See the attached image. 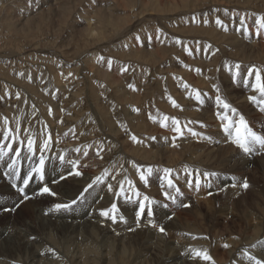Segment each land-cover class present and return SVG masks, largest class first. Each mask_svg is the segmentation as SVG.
Instances as JSON below:
<instances>
[{"label":"bare ground","instance_id":"obj_1","mask_svg":"<svg viewBox=\"0 0 264 264\" xmlns=\"http://www.w3.org/2000/svg\"><path fill=\"white\" fill-rule=\"evenodd\" d=\"M58 1L42 0V7L37 13H32L30 16L28 14L24 19L18 17L13 19L15 26L20 27L18 30L26 29L28 21L38 24V18L41 16L49 20L58 19L61 17ZM72 1L73 5H69L78 15H76L77 20L72 19L75 22L71 23L70 19L69 23L73 24V30H78L77 35H80V27L86 26L88 38L107 37L108 33L98 31L91 22L93 21L91 15L98 7L99 11H105L104 13L107 14L109 10L106 5L109 1L97 0L93 4L90 0L86 1L87 4H84L85 0ZM117 1L125 2V0ZM132 8L133 11L130 13L132 22H130L132 18L127 19L128 21H125L121 28L112 27L108 31L110 35L117 33L115 39H124L123 47L130 45L131 49H135L139 46H134L136 43H132V40L140 41L142 52L130 56L128 54L126 55L128 59L117 56V62L112 60L115 56L109 58L111 64L115 61L112 65L111 77L104 68L107 64L106 56L105 59L104 56L101 59L94 51L95 55L90 54L94 56L93 59L87 58V62L93 64L89 69H73L71 66L77 62H74L76 58L72 57L73 55L70 56L64 51V53L50 52L48 47L47 54L55 57V65L57 64L58 71L61 72L55 78H50L53 81L51 85L49 84V88H45L40 80L43 74L40 78L36 73L33 80L35 82L28 86L29 89L25 88L26 90L22 87L23 83L16 86L12 85L14 83L8 78L3 80L4 85H1L0 90V145L4 141V133L8 130L15 132L17 126H19V139L24 140L25 143L31 135L39 146L42 140L50 135L52 151L48 155L57 159L47 163L45 184L47 182V186L57 195H42L48 198H46V201H49L47 204L40 199L41 195H35L22 206L27 216L14 219L8 217L5 220L0 227V264H55V261L63 264H83L82 261L78 262L81 258L80 249L86 253L90 251L94 256L99 250L97 243L100 237L101 247L106 248L107 251L112 249L109 245L115 244V238L111 236V232L116 228L112 229L111 224L107 223L108 221L111 223V219L101 216L100 212L110 209L108 206L111 207V195L113 196L114 193L107 197L110 199L106 204L103 201L104 204L101 205L103 202L98 200V197L94 199V185L84 193L83 200L79 199L83 190L93 181L88 177L73 175L58 183L52 181L61 174L66 175L68 171H73L70 161H77V164L81 162L94 169L101 167L102 161L113 157L116 148L120 149L123 155L127 165L126 170L130 174L126 178L133 182V190L149 197L154 194L160 195L161 190L157 188V181L162 180L161 172L168 168L172 170L171 174H174L171 179L182 193L178 194L171 188L167 190L170 196L176 197L175 201L163 195L165 198L163 203L181 210L175 220L169 221L165 214L162 217L161 222L168 229L166 235L170 239H167L172 241H165V249L161 248L162 256L153 252L155 260L152 258L155 264H207L208 260L195 256L196 251L207 252L215 264H221L220 260L225 264H256L257 260L264 261V147L250 141L249 147L252 151L244 153L234 143V131L232 136H228L223 131L225 122L220 120L217 113L223 114L224 110L216 106L214 99L217 94L216 89L219 88L221 97L231 104L239 115L244 116L251 131L264 137V115H262L264 103L253 102L250 99L251 96H256L257 101H260L261 97L260 93L251 87L255 82L254 75L251 78L247 76L250 69L264 70V29L257 34L259 25L256 23L264 16V0H136ZM217 19H220L222 24H217ZM141 26L144 28H140ZM31 30H34L33 26ZM96 44L94 43V47ZM105 44L102 47L97 46L99 49H104L109 42ZM43 48H40L41 51ZM38 49L27 46L24 54L36 56V53L40 52ZM125 51L128 52L129 49ZM18 54L16 51L9 53L1 51L0 62L4 64L10 62L11 67L15 64L19 66L32 64L35 68L29 69L39 71L38 73L42 70L38 66L46 67L33 65L30 55L20 58ZM87 55V53L82 56L78 54L80 56L78 63L86 65L87 62L82 57ZM123 64L128 65L131 70H137L142 64L141 76L144 81L141 84L136 83L135 88H131L130 91L124 90V85L121 89L119 87L115 89L116 86L123 84L122 78L125 75ZM237 64L240 65L238 77L235 76ZM3 66L0 64V75L4 73L7 76ZM261 74L264 76V71ZM245 79L249 80L247 85L243 83ZM7 85H10V88ZM197 92H200L205 99L203 105L196 100ZM109 94L113 98L115 96L120 110L126 114L122 127L117 126L120 118L116 121L115 109L108 108L111 105L107 101ZM142 95L144 100L150 97L144 106L139 105ZM22 99L27 101L25 110L19 112L17 116L16 114L12 116L13 112L9 113L11 112L9 107L16 102H19L18 105H25ZM132 101L136 104L126 105ZM173 101L176 103L173 104ZM84 106L90 109L87 115L84 114ZM228 115L232 120H238V115L231 112ZM165 117L168 119L165 120ZM5 120L8 121L7 124ZM176 120L180 122L182 135L174 131ZM189 128L198 135L189 132ZM133 136L136 137L135 141L132 140ZM13 145L17 147V144ZM76 149L80 151L76 152ZM61 155L65 157L63 164L58 161ZM4 157L3 162H0V211L13 208L15 203L21 200L19 193L9 186V182L15 183L18 179L8 175L10 178L6 182L2 177L3 173L9 172ZM26 165L30 166V162ZM26 165L21 159L22 178L28 171L25 169ZM149 167L153 170L150 176L147 172ZM60 168L63 169L61 172ZM115 171V165L112 163L108 172L100 177L103 181L108 178V183L113 184V188L115 186L119 189ZM141 171L148 177L147 183L140 179ZM205 172L216 175L205 177L203 175ZM197 176L202 184L200 190L196 189ZM190 180L193 182L191 187L188 186ZM245 180L249 185L247 189L242 187ZM20 182L22 186V181ZM209 184L210 187L207 186ZM39 186L43 185H38L34 177L26 192L32 195ZM3 195L12 196L14 199H5ZM73 199H76L78 204L72 211L54 209L56 203H70ZM81 206L85 209L80 210ZM100 218L107 222L100 223ZM41 228L61 235L60 244L64 248L60 249V245L56 243L54 245L50 239L42 238L39 231L42 230ZM199 234H202L204 239L199 238ZM233 234L243 237L232 239ZM220 237L227 240L223 239L224 243L220 242ZM88 239L96 242H92L91 247L87 244L84 246L83 242ZM216 239H219V242H216ZM150 242L145 240L143 243L148 252L158 248L156 245H148ZM67 244H72L73 251L78 250L70 257L68 256L71 255V249L66 248ZM225 245L227 252L222 251ZM98 254L100 255V252ZM135 255L134 261L140 260L142 256L145 257L141 252ZM109 256L110 251L103 255L104 263L109 260Z\"/></svg>","mask_w":264,"mask_h":264},{"label":"rangeland","instance_id":"obj_2","mask_svg":"<svg viewBox=\"0 0 264 264\" xmlns=\"http://www.w3.org/2000/svg\"><path fill=\"white\" fill-rule=\"evenodd\" d=\"M12 1V2H11ZM41 1L42 0H0V50L2 51V53H9V52H13V51H16V53L18 54V52H20L19 54H18V56L21 58V57H25V56H28V55H30V54H24L25 53V48L27 47V46H34V47H36V48H39L38 50L40 51V52H37L36 54V56H35V54L34 55H30L31 56V60H33V65H35V64H37V66H38V64L39 65H44V66H46L44 69L40 66H38V68H41L42 70H41V73H38L39 71H32L31 69H29V68H35L34 66H32V64H25V65H23V66H19V65H17V64H15L14 66H12L11 67V65H10V62H8V63H3L2 61L0 62V64H1V66H3V70H5V73L7 72V76H5V74L4 73H2V75H0V90H1V85H4V82H3V80L5 81V80H7V78H8V80H10V82L12 81V83H14V84H12V85H16V86H20V83H23V88L25 89H29L28 88V86L29 85H32V83H34L35 81H33V80H35V74L37 73V75L38 76H40V78H41V75L43 74V76H42V78L40 79V80H42V82H43V86L46 88H49L50 86H49V84L53 81V80H51V79H53V78H55V76H57V75H59L61 72H59L58 71V68H57V64L55 65V62H56V59H55V57L52 55V54H47V52H49V50H50V52H54V53H61V52H68L69 54H70V56H72V57H75L76 59H74V62L75 61H77L76 63H77V65H76V63L73 65V66H71V68H73V69H82V68H87V69H89L90 67L89 66H91V65H93L92 63H88L87 62V58H89V60H91V59H93L92 57H94V56H91L92 54L91 53H94V51L96 52V55H97V57H99V58H101L102 56H104L103 58L105 59V56H106V59H107V64L106 65H104V68L106 69V71L108 72V75H109V77H111L112 76V74L111 73H113V67H112V65H113V63L116 61L117 62V60H118V57L120 56V58L121 59H123V58H126V59H128V56H126V55H128L129 54V56L130 55H133V54H137V53H141L142 52V47H140L141 45H140V41H138L137 40V42H136V40H132V43H136V44H134V46H139V47H137V48H135V49H131L130 48V45H129V47L128 46H122L123 44V40L122 39H120V40H117V39H115V37H117V33L115 32V34L114 33H112L111 35L109 34V32L110 31H108L109 30V28L110 29H112V27L113 28H115L116 29V27L119 29V28H121L125 23V21H128V20H130L131 18H132V16H131V12L133 11V10H131V9H133L132 7H133V5H134V3L136 2V0H125V2L123 3V2H118L117 0H108L109 1V3H107V9L109 10L108 12H107V14H105L104 12H101V11H99V7L97 8V10L95 9V11H94V15L92 14L91 15V18H93V21H91L92 23H94L95 24V27H97L98 28V31H100V32H105V33H108V36L107 37H105V38H96V39H92V38H88L87 36H86V26L84 27V26H82V27H80L81 28V31H80V35L78 36L77 35V32L76 31H78V30H73V24L72 25H70V23L69 22H71V23H73V22H75V20H77L76 19V15H78L77 13H76V11H74L72 8H71V6L73 5V1L72 0H59L58 1V5H60V12H61V17H59L58 19H55V20H52V19H48V18H46L45 16H41L40 18H38V24L37 23H33V21L31 22V21H28L27 23H26V26H25V28L27 29V33H26V29H22V30H18V28H20L19 26H15V22H14V20L13 19H15V18H20V19H24V18H27V15L28 16H30L32 13H37L38 11H39V9L42 7V4L43 3H41ZM71 3H70V2ZM86 1L87 0H85V2H84V4L86 3ZM89 1V0H88ZM90 1H92V3L91 4H93L95 1H97V0H90ZM65 2V3H64ZM69 2V3H68ZM21 3V4H20ZM35 3V4H34ZM112 3V4H111ZM123 4V6H122V4ZM131 3V4H130ZM19 4V5H18ZM40 4V5H39ZM63 4V5H62ZM71 6H70V5ZM87 4V3H86ZM111 4V5H110ZM129 4V5H128ZM35 5V6H34ZM88 5H89V3H88ZM8 6V7H7ZM11 6V7H10ZM17 6V7H16ZM117 8H116V7ZM124 6H126V7H124ZM6 7V8H5ZM63 7V8H62ZM67 7V8H66ZM110 9H109V8ZM119 7V8H118ZM122 7V8H121ZM125 9H124V8ZM72 10H71V9ZM105 8V7H104ZM113 8V9H112ZM116 8V9H115ZM70 9V10H69ZM130 9V10H129ZM14 10V11H13ZM38 10V11H37ZM113 10H115V11H113ZM129 10V11H128ZM119 11V12H118ZM6 12V13H5ZM11 12V13H10ZM31 12V13H30ZM72 12V13H71ZM113 12H114V14H113ZM126 12V13H125ZM27 13V14H26ZM67 13V14H66ZM70 13V14H69ZM66 14V15H65ZM72 14H74L73 16H72ZM8 15V16H7ZM16 15V16H15ZM24 15V16H23ZM123 15V16H122ZM98 16V17H97ZM115 16V17H114ZM116 16H117V18H116ZM124 16H126V17H124ZM128 16V17H127ZM4 17V18H3ZM67 17V18H66ZM107 17V18H106ZM124 17V18H123ZM62 18H64V19H62ZM119 18H120V20H119ZM123 18V19H122ZM70 19H71V21H70ZM72 19H75V20H72ZM95 19V20H94ZM115 19V20H114ZM128 19V20H127ZM12 20V21H11ZM66 20H68L67 22H66ZM110 20V21H109ZM60 21V22H59ZM106 21L108 22V23H106ZM114 21V22H113ZM117 21V22H116ZM133 21V18H132V20L130 21V22H132ZM100 22V23H99ZM11 23H12V25H11ZM14 23V24H13ZM31 23V24H30ZM40 23V24H39ZM41 23H42V25H41ZM55 23V24H54ZM102 23H104V24H102ZM117 23V24H116ZM29 24V25H28ZM33 24V25H32ZM35 24H37V27H35ZM33 26V29L34 30H31L32 29V26ZM55 25V26H54ZM58 25V26H57ZM109 27H108V26ZM113 25V26H112ZM122 25V26H121ZM30 26V27H29ZM72 26V27H71ZM111 26V27H110ZM121 26V27H120ZM9 27V28H8ZM17 27V28H16ZM28 27H29V29H28ZM106 27V28H105ZM108 27V28H107ZM31 28V29H30ZM36 28V29H35ZM44 28V29H43ZM140 28H144V26H141ZM139 28V29H140ZM17 29V30H16ZM85 30V31H84ZM106 30V31H105ZM18 31V32H17ZM38 31V32H37ZM143 32H144V30H143ZM12 33V34H11ZM15 33H16V35H15ZM20 35H19V34ZM2 35V36H1ZM144 35V34H143ZM86 36V37H85ZM6 37V38H5ZM60 38V39H59ZM108 38V39H107ZM111 38V39H110ZM4 39V40H3ZM32 39V40H31ZM90 39V40H89ZM105 39V41H103ZM99 40V41H98ZM109 40V41H108ZM31 41V43H29ZM37 41V42H36ZM90 41V42H89ZM92 41V42H91ZM101 41V42H100ZM116 41V42H115ZM123 41V42H122ZM125 41H127V40H125ZM40 42V43H39ZM48 42V43H47ZM109 42V44H107L108 46L106 47V48H98V46H100V47H102V45H106L105 43H108ZM111 42V43H110ZM114 42V43H113ZM45 43V44H44ZM58 43V44H57ZM61 43V44H60ZM92 43V44H91ZM94 43L96 44L95 45V47H94ZM100 43H102V44H100ZM3 44V45H2ZM30 44V45H29ZM34 44V45H33ZM40 44V45H39ZM47 44V45H46ZM117 44H119V45H117ZM26 45V46H25ZM37 45V46H36ZM43 45V46H42ZM57 45V46H56ZM98 45V46H97ZM114 45V46H113ZM126 45H128L127 44V42H126ZM5 46V47H4ZM51 46H52V49H50L51 48ZM7 47H9V48H7ZM44 47V48H43ZM48 47H49V50H48ZM64 47H65V49H64ZM92 47V48H91ZM118 47V48H117ZM128 47V48H127ZM3 48V49H2ZM5 48V49H4ZM13 50H12V49ZM23 48V49H22ZM40 48H43L42 49V51H41V49ZM60 48V49H59ZM64 50H63V49ZM93 48H94V50H93ZM96 48H98L97 50H96ZM114 48V49H113ZM117 48V49H116ZM122 48V49H121ZM9 49V50H8ZM45 49H47V50H45ZM122 51H120V50ZM129 49V51L127 52V51H125V50H128ZM138 49V50H137ZM5 50H8V51H5ZM24 50V51H23ZM44 50V51H43ZM57 50V51H56ZM92 50V51H91ZM1 51H0V54H1ZM22 51V52H21ZM99 51V52H98ZM101 51V52H100ZM132 51V52H131ZM63 52V53H64ZM104 52V53H103ZM106 52H107V54H106ZM112 52H114V53H112ZM121 54H120V53ZM131 52V53H130ZM84 53H87L88 55H87V57H82L84 60H86V65H81V64H79L78 62H79V59H80V56H82ZM101 53H102V55H101ZM76 54V55H75ZM78 54L80 55V56H78ZM91 54V55H90ZM124 54V55H123ZM46 55V56H45ZM94 55H95V53H94ZM109 55V56H108ZM123 55V56H122ZM78 58H77V57ZM115 56V57H114ZM118 56V57H117ZM134 56H136V55H134ZM37 59H36V58ZM47 57V58H46ZM49 57V58H48ZM52 57V58H51ZM114 57V58H113ZM116 57H117V59H116ZM123 57V58H122ZM44 60H46V61H44ZM51 58V59H50ZM81 58V59H82ZM109 58H113L112 60H115L112 64H110L109 65ZM53 59V60H52ZM82 59V60H83ZM34 60H35V62H34ZM42 60V61H41ZM81 60V61H82ZM141 61H142V59H140ZM39 61V62H38ZM106 61V60H105ZM38 62V63H37ZM93 63H94V61H92ZM3 63V64H2ZM17 63H19V62H17ZM52 63V64H51ZM79 64V65H78ZM97 65V64H96ZM110 67V69H109V67ZM142 64L141 65H139V69L137 68V70L135 69V70H131V68L130 67H128V65L126 66V65H124L123 64V70H124V78H122V83L123 84H121V85H119V86H116V88L115 89H121V88H123L122 86L124 85V90L125 89H129V91L131 90V88L133 89V88H135V85H136V83H138V84H141L143 81H144V78L141 76L143 73L141 72L142 71ZM55 68V69H54ZM14 69V70H13ZM47 69H48V71H47ZM52 69V70H51ZM57 69V70H56ZM104 69V70H105ZM127 69V71H125ZM52 72H51V71ZM111 70V71H110ZM19 71H21V72H19ZM27 71V72H26ZM45 71V72H44ZM138 71V72H137ZM26 72V73H25ZM47 72H48V74H47ZM136 72V73H135ZM140 72V73H139ZM16 74V75H15ZM27 74V75H26ZM34 74V75H33ZM52 74H54V75H52ZM138 76V77H136V75ZM13 75V76H12ZM19 75H20V77H19ZM36 75V76H37ZM50 75V76H49ZM2 76V77H1ZM15 76V77H14ZM54 76V77H53ZM144 76V75H143ZM10 77V78H9ZM29 77V78H28ZM51 78V79H50ZM138 78V79H137ZM143 78V79H142ZM12 79V80H11ZM14 79V80H13ZM18 79V80H17ZM21 80V82H20V80ZM29 79H31V80H29ZM51 80V81H50ZM138 80V81H137ZM125 82V83H124ZM133 82H134V84H133ZM130 84V85H129ZM25 85H27V86H25ZM51 85V84H50ZM126 85V86H125ZM9 88H10V85H7ZM25 86V87H24ZM49 86V87H48ZM121 86V87H120ZM119 87V88H118ZM139 88V87H138ZM25 89V90H26ZM84 89V88H83ZM122 92V91H121ZM23 94H25V93H23ZM110 95V94H109ZM108 95V97L109 98H111V99H109L108 97V99H107V101L109 102V110L111 109V110H114V117H116L117 119H116V121H118V119L120 120L119 121V123L118 122H116V124H117V126H120V127H122V126H124V120H125V118H126V114H124V112L122 111V110H120V108H119V106H118V103L116 102L117 101V99L115 98V96H114V98H113V96L112 95H110L109 96ZM121 95H123V94H121ZM120 95V96H121ZM21 96V95H20ZM148 97V96H147ZM115 100H113V99ZM118 98V97H117ZM150 98V97H149ZM149 98H145V100L143 99V95H142V98H141V102H139V105H141L142 104V106H144L145 105V102L147 103L148 101H149ZM131 99V98H130ZM148 99V100H147ZM23 101H25L24 99H22ZM112 100H113V102H112ZM147 100V101H146ZM35 101H37V100H35ZM37 103H39L38 101H37ZM127 103V102H126ZM19 104V102H16V103H14L12 106H10L9 107V111H11V112H9V113H12V116H14V114H16V116H17V114H19V112H22V111H24L25 110V108H26V106H27V101H25V105H18ZM117 104V105H116ZM132 104H136L134 101H132V102H130V103H128V104H126V105H132ZM85 108H84V114L85 115H87V114H89V112H88V110H90L89 109V107L87 106H84ZM13 108V109H12ZM11 109V110H10ZM86 109V110H85ZM118 110V111H117ZM118 113H117V112ZM121 112V113H120ZM120 114H121V116H120ZM262 115H264V114H262ZM118 116V117H117ZM128 118V117H127ZM123 122V123H122ZM126 124V123H125ZM4 140V139H3ZM4 142H5V144L6 143H9V141H3L2 143L4 144ZM1 143V145H3ZM12 147H13V149H15V147H14V145L12 144ZM5 151L7 150L6 148L4 149ZM120 149H118V148H116V150H115V152H114V155H113V157L112 158H110V159H107V160H105V161H102V166L101 167H98V168H93L92 166H88L87 164H82L81 162L79 163V164H77V166H76V168H73V172H75V171H79L80 169V171L79 172H81V173H83L80 177H83V176H85L86 178L88 177V179H90V180H95V178L96 177H100L101 175H103V174H106V172H108V169H109V166H110V164H112V163H114V165H115V174L117 173V175H116V178H117V180L119 181V180H122V179H125L126 177H129V172L126 170L127 169V165H125V161H124V158H123V155H121V152L119 151ZM118 151H119V153H118ZM24 153V154H23ZM22 154H21V159H23L24 160V163H25V165L27 164V160H25L24 159V157L27 155V153H25V152H23ZM118 154V155H117ZM12 155V154H11ZM117 156V157H116ZM121 157V158H120ZM6 160V162L7 163H9L10 162V160H7V159H9V156H5L4 157ZM117 158V159H116ZM123 158V159H122ZM114 159V160H113ZM110 160V161H109ZM119 161V162H118ZM121 162V163H120ZM119 164V165H118ZM27 166V165H26ZM47 166H48V164H46V172H47ZM29 167L30 166H27L25 169L26 170H29ZM103 167V168H102ZM107 167V168H106ZM119 167V168H118ZM63 169H65V166H64V168ZM62 168H60L59 169V171L61 172L62 170H63ZM91 169H93V170H91ZM104 169V170H103ZM107 169V170H106ZM121 171H120V170ZM89 170V171H88ZM98 170V171H97ZM126 171V173H125V171ZM83 171V172H82ZM99 171H101V172H99ZM103 171V172H102ZM97 172V173H96ZM123 172V173H122ZM0 173H1V170H0ZM20 173H21V179H19V180H16L15 181V183H13V182H9V186L16 192V193H19L18 192V188L21 186L20 185V181H22V176H23V169H22V166H21V168H20ZM92 173V174H91ZM100 175H99V174ZM136 174H137V172H135ZM162 174H161V181H157V188L158 189H160L161 190V194L159 195L158 194V196H157V194H154L152 197H149L150 198V201H154L155 203H147L146 204V211H145V214H144V216L142 217V218H140V219H138L137 217H136V212H137V210H138V205H139V202H140V200H142V198H143V196H145V195H143L141 192V196L139 197V198H137L136 196H135V190H133V189H131V190H128V191H126V194L125 195H122V196H116L115 194H113V193H115V192H117V191H119V189H117V187H115L114 186V189H115V191L113 192L112 191V193H110V191L108 190V188H107V185H108V178H106L104 181H103V183H98V184H95L94 185V190H93V196H94V199H96V197H98V200H100L101 202H103V201H105V204H106V202H107V200H109V199H107V197H109L110 196V194H113V196L111 195V200L112 201H110V203L112 202V204L113 203H115L116 202V204L117 205H119L118 206V211H117V213H116V216H117V220H116V222H113L112 220V222L110 223V221H106V220H104L103 221V219L102 218H100V220H99V222L100 223H104V222H107L109 225L111 224V227H112V229H115V230H113V232H111V236H114V238H115V240H114V242H115V244L113 245H109V248H111L112 247V249H109L108 251H107V249L106 248H102L101 247V237H100V239H98V248H99V250L97 251V253L95 252L94 253V256L92 255V252H90L89 251V253L87 252H84V251H82V249H80L81 250V258L79 259V261L78 262H80V261H82L83 262V264H135V263H138V264H143V262H145L144 264H148V263H150V264H155L156 262H154V260H155V256H154V254H153V252L155 253V254H160L159 256H162V249L161 248H163V250L165 249L164 247H165V243L167 242V240L168 239H170L166 234H168V229L167 228H165L164 227V225H163V223L161 222L162 220H163V215L166 217H168V220L169 221H172V220H175V218H176V215H177V213H179L180 211L179 210H181V209H176V208H173V207H170V206H167V207H165V203H163V199H165L164 197H163V195H164V191L166 190H170V188H168L167 187V184H166V181L163 179V175H164V173H163V171L161 172ZM91 174V175H90ZM94 174V175H93ZM98 174V175H97ZM123 174H124V176H123ZM186 174H187V172H186ZM189 174V173H188ZM87 175V176H86ZM173 175L174 174H171V177L170 178H173ZM189 175H191L192 176V174L190 173ZM2 177H3V179L7 182L8 180H9V176L8 175H6V173H3L2 174ZM46 177H47V175H46ZM46 177H45V181H46ZM75 177H79V176H75ZM91 177V178H90ZM123 177V178H122ZM36 178V180L38 181V177H35ZM120 178V179H119ZM45 181L43 182L44 184H45ZM191 181V180H190ZM38 183V185H43V184H41V183H39V182H37ZM52 183H54L53 181H52ZM191 183H193L192 181H191ZM46 184H47V182H46ZM105 184H106V186H105ZM162 184V185H161ZM54 185V184H53ZM201 186H202V184L200 185V187L199 188H197L196 187V189H199L200 190V188H201ZM34 187V186H33ZM124 187L126 188V189H128V185H124ZM39 188H40V186H39ZM39 188H37V190L39 189ZM189 189V188H188ZM107 191V192H106ZM27 193V192H26ZM109 193V194H108ZM101 194V195H100ZM106 194V195H105ZM170 194V193H169ZM19 195L21 196V200H19L17 203H15V205H14V207L13 208H6V209H10V210H5L4 209V211H0V227L2 226V224L5 222V220L6 219H8V217L9 218H12V219H14V218H16V217H25V216H27V214H26V212H24V210L22 209V206L24 205V204H26L27 203V201H28V199L27 200H24V198H23V196L19 193ZM4 196V198L5 199H10V198H12V199H14L12 196H8V195H3ZM103 197V198H102ZM106 197V198H105ZM129 197L131 198V199H129ZM162 197V198H161ZM47 198V197H46ZM46 198L45 197H43L42 195H41V197H40V199H42L43 200V202H46V203H44V204H47L49 201L47 200L46 201ZM100 198V199H99ZM119 198V199H118ZM48 199V198H47ZM162 199V200H161ZM115 201V202H114ZM168 201V200H167ZM78 204V203H77ZM76 204V205H77ZM102 204H104V202L103 203H101V205ZM111 204V205H112ZM154 204V205H153ZM17 205H19L18 207H17ZM76 205H74L73 207H75ZM149 207H151L152 209H153V211H154V215L153 216H151V217H149L148 215H147V209L149 208ZM108 208H111L110 206H108ZM120 208V209H119ZM154 208H156V209H154ZM85 208H84V206H81V208H80V210H84ZM123 212V213H122ZM133 212V213H135V214H131V213ZM132 215H130V214ZM175 213V214H174ZM127 214V215H126ZM158 214V215H157ZM160 214V215H159ZM7 215V216H6ZM110 215H111V213H110ZM156 215V216H155ZM120 216H123L124 217V219L123 220H121L120 219ZM129 216V217H128ZM135 216V217H134ZM126 217V218H125ZM128 217V218H127ZM133 217V218H132ZM161 217V218H160ZM4 218V219H3ZM102 219V220H101ZM136 221H134V220ZM110 220V219H109ZM140 220V221H139ZM146 220V221H145ZM132 221V222H131ZM144 221V222H143ZM157 221H159V222H157ZM134 223H136V224H134ZM147 225H146V224ZM151 223V224H150ZM126 224V225H125ZM139 224V225H138ZM162 224V225H161ZM129 225V227H127ZM135 225V226H134ZM153 225H155V226H153ZM116 226V227H115ZM132 227V228H131ZM149 227H151V228H149ZM161 227H163L164 229H165V232L164 233H161L160 231H159V229L161 228ZM123 229V230H120V229ZM144 228V229H143ZM146 228V229H145ZM42 230H39L40 232H41V237L42 238H44V239H50V241H52V243L54 244V245H60V249H63L64 247H62L61 246V244H60V238L62 237L61 235H56V232L55 231H47V230H45L44 228H41ZM119 231H118V230ZM138 230V231H137ZM146 230V231H145ZM128 231V232H127ZM132 233H131V232ZM116 232V233H115ZM151 233V234H150ZM53 234V235H52ZM113 234V235H112ZM137 235V236H136ZM154 235V236H153ZM166 235V236H165ZM49 236H50V238H49ZM163 236V237H162ZM199 238H201V239H204L203 238V235L201 234H199ZM40 237V238H41ZM161 237V238H160ZM242 238L243 236H241V235H238V234H233L232 235V239H234V238ZM128 238V239H127ZM168 238V239H167ZM116 239H117V241H116ZM221 241L220 242H223L222 240L223 239H226L227 240V238H224L223 237V239L220 237L219 238ZM219 239H216L215 241L216 242H219L218 240ZM146 240H148V241H151L150 242V244H148V245H151V246H157L158 248H156V249H154V250H157V252H155L154 250H152L151 252H148V250L147 249H145V246H144V241ZM129 241V242H128ZM166 241V242H165ZM168 241H172V240H168ZM92 242H96L95 240H91V239H88V240H85V242H83V244H84V246L87 244V246H92L91 244H92ZM157 242V243H156ZM56 243V244H55ZM122 243V245H120ZM141 243V244H140ZM224 243V242H223ZM66 244V243H65ZM72 244H67V246L68 247H66V248H69V249H71L70 251H71V255H67V252H66V255L68 256V257H70V256H72L73 254H74V252H76V251H78V250H75V251H73V249L71 248L72 246H71ZM161 245V246H160ZM111 246V247H110ZM121 246V247H120ZM106 247V246H105ZM124 249H123V248ZM126 247V248H125ZM160 247V248H159ZM205 247V246H204ZM224 247H226V248H224ZM97 248V247H96ZM106 249V250H105ZM101 250V251H100ZM105 250V251H104ZM122 250V251H121ZM227 245H225V246H223V252H227ZM107 251V252H106ZM109 251H110V256H109V260L106 262L105 261V263H104V261H103V255L104 254H107V253H109ZM98 252H100V255L98 254ZM104 252H106V253H104ZM141 252V254H143L145 257L143 258V256H142V258L140 259V260H137V261H134L135 260V254H139ZM146 252H148V254L146 253ZM159 252V253H158ZM102 253V254H101ZM96 254V255H95ZM146 254V255H145ZM150 254V255H149ZM135 255V256H134ZM100 257H102V258H100ZM154 258V260H153V258ZM146 258V259H145ZM145 259V260H144ZM148 261V263H147V261ZM103 261V262H102ZM134 261V262H133ZM138 261H140V262H138ZM152 262V263H151ZM221 264H225V263H222V261L220 260L219 261ZM55 264H63V263H56V261L54 262ZM203 263V262H202ZM204 264V263H203ZM207 264H215L212 260H208L207 261Z\"/></svg>","mask_w":264,"mask_h":264},{"label":"snow or ice","instance_id":"obj_3","mask_svg":"<svg viewBox=\"0 0 264 264\" xmlns=\"http://www.w3.org/2000/svg\"><path fill=\"white\" fill-rule=\"evenodd\" d=\"M207 22V21H205ZM217 24H222V21L220 19L216 20ZM243 23V22H241ZM256 23L259 25V27L257 28V34H259L261 29H264V16H262L259 20L256 21ZM137 39H139V37H137ZM103 59V58H101ZM111 64V61H109V65ZM235 76H239L240 72V65L237 64L235 65ZM231 70V69H230ZM262 69L260 68H254V69H250L247 73L248 78L253 77L254 75V83L251 84V87L260 93V101H257V97L256 96H251L250 99L253 102H259V103H264V76H262ZM243 83L245 85H247L249 83L248 79H245L243 81ZM217 94L215 95L214 99H215V103L216 106L220 109H223L224 112L223 114L217 113V115H219V118L221 121H224L225 123L223 124V131L228 134V136H232L233 135V131L235 133L234 136V143L243 150L244 153H250L252 151V149L249 147V142H255V143H259L262 147H264V137L258 136L255 132H252L251 129L249 128L244 116L239 115L237 113V110L232 107L231 104H229L228 102H226L225 99H223L221 97V95L219 94L220 89L217 88L216 89ZM196 100L199 101V103L201 105H203L205 103V99L202 97L200 92L196 93ZM176 102L173 101V104H175ZM177 107L179 105H176ZM231 112L234 115H238V120L234 121L232 120L228 113ZM168 117H165V120H167ZM8 121L5 120V124H7ZM175 123V128L174 131L176 133L179 134H183L182 133V128L180 125V122L178 120L174 121ZM189 132H192L193 135H198L197 133L193 132V130L191 128L188 129ZM3 139L5 141H9V143L7 144H3L0 145V162H3V157L4 156H9V160L10 162L7 163V168L9 169V172L6 173V175H11L13 176L15 179H21V173H20V168H21V153L22 150L24 152L27 153V155L24 157L25 160H27L28 162H30V167L29 170L26 173V176L22 179V186L18 188V192L23 196L24 200L30 199L35 195H44V194H48L50 196H56L57 194L55 192L52 191V189L47 186V184H44L43 182L45 181V177H46V164L47 163H52L54 161H56L57 158L55 157H50L48 154L52 151V137L49 135L47 136V138L43 139L42 142L40 143L39 146H37L36 144V140L33 136L29 135L27 138V142L25 143L24 140L19 139V126H17V129L15 130V132H13L12 130H8L4 133L3 135ZM132 140H136V137L133 136ZM12 144H17V147L15 149H13ZM5 148H7V152L4 150ZM80 149H76V152H79ZM12 154V155H10ZM85 155H87V153H85ZM58 161L60 164H63L65 161V157L64 156H59L58 157ZM72 168H76L77 166V161H70ZM148 175L150 176L153 172L152 168H148L147 169ZM171 169L165 168L163 170V179L166 181L167 187L174 189L176 193L178 194H182L180 191V188L176 186V184L173 182V180L170 178L171 177ZM81 176L82 173L79 171H68L67 174H61L57 179H55L53 182L58 183L59 181L65 180L70 176ZM205 177H208L209 175H216V173H208L205 172L203 174ZM34 177H38V181L39 183L43 184L42 187H40L35 193H33L32 195H29L28 193H26V189L29 187L30 183L34 181ZM113 179H115V177H113ZM140 179L142 181H144L145 183L148 182V177L145 176V174L141 171V175H140ZM98 183H103V180L101 177H96L95 180L92 181V183L88 184L87 187L83 190V193L80 195L79 199L83 200L84 199V193H87L89 189H91L93 187V185L98 184ZM125 183H127L128 185V189H126L124 187ZM196 187L199 188L201 185V181L199 176L196 177ZM117 184L119 186V191L115 192L114 194L116 196H122L126 194V191L131 190L134 188L133 182L127 178L122 179L117 181ZM189 187L192 186L191 181H189L188 184ZM207 186H211L210 184ZM242 187L244 189H247L249 187L247 181L245 180ZM108 190L111 192L114 190L113 188V184L108 183L107 185ZM135 196L137 198H139L141 196V193L139 191L135 192ZM164 196L166 198L172 199L173 201H175L176 197L174 196H170L169 192L165 191L164 192ZM129 199H131L129 197ZM77 200L73 199L70 203H56L54 205V209L55 210H65V211H72L73 210V206L77 204ZM147 203H155L154 201H150L149 196L145 195L143 196L142 200H140L139 205H138V210L136 212V216L138 219L142 218L145 214L146 211V204ZM19 205H17L18 207ZM165 207H167V205H165ZM5 210H10V209H5ZM118 211V205L116 203H113L111 205V208L109 210H101L100 215L105 217V218H109L111 219L113 222H116L117 220V216L116 213ZM111 213V215H110ZM147 215L149 217L154 215V211L151 207H149L147 209ZM120 219L123 220L124 217L120 216ZM155 226V225H153ZM159 231L161 233L165 232V229L163 227H161L159 229ZM195 256L197 257H202L204 260H211L212 258L209 256V254L207 252H201V251H196L195 252ZM254 259V258H253ZM256 264H264V261H260L257 260Z\"/></svg>","mask_w":264,"mask_h":264}]
</instances>
